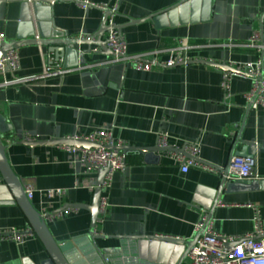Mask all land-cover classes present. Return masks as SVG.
Returning a JSON list of instances; mask_svg holds the SVG:
<instances>
[{
  "label": "crops",
  "instance_id": "crops-1",
  "mask_svg": "<svg viewBox=\"0 0 264 264\" xmlns=\"http://www.w3.org/2000/svg\"><path fill=\"white\" fill-rule=\"evenodd\" d=\"M185 0H57L44 12L58 30L72 39L95 36L105 13L83 8L81 3L117 5L118 25L146 19L173 8ZM209 19L158 30L152 21L122 30L129 55H144L165 62L180 42L192 47L191 61L226 63L236 69L249 63H264V50L250 45L255 33L264 46V0H212ZM46 7V6H44ZM33 15V13H32ZM32 16L34 32L37 21ZM21 4L0 7V30L6 43L32 33L31 22L21 20ZM108 31L102 41L106 42ZM17 50L20 70L0 76V85L14 79H32L28 84L0 87V115L12 130L3 140L8 163L24 190L32 186L34 208L46 217L57 244L71 243L67 254L71 264H103L97 252L123 248L118 237L164 236L192 240L196 226L209 212L219 192L211 222L222 236L239 237L256 230V211L264 231V186L221 192V173L196 168L183 173L166 153H155L152 162L135 152H121L127 167L116 172L106 196L108 204L95 229L87 210H67L52 215L65 205L92 204L97 171L80 163V153L69 148L21 144L28 136L34 141L80 138L97 130L112 134L113 147L155 148L162 136L170 145H197L199 161L217 168L227 167L232 156L246 144H254L258 182L264 184V110H249L246 95L252 78L226 73L208 65L191 64L166 68L155 65L149 72L127 63L113 62L112 55L94 45H77L78 58L65 54L59 62L74 69L65 77L40 79L45 63L55 60L47 48L24 45ZM228 78V89L223 82ZM27 142V141H25ZM83 150V149H80ZM1 174V173H0ZM64 193L49 202L44 192ZM0 175V231L16 230L23 245L0 238V264H42L48 260L44 245L31 233L22 209ZM97 251V252H96ZM114 264H134L125 252L111 254ZM109 264H112L109 262Z\"/></svg>",
  "mask_w": 264,
  "mask_h": 264
},
{
  "label": "water",
  "instance_id": "water-1",
  "mask_svg": "<svg viewBox=\"0 0 264 264\" xmlns=\"http://www.w3.org/2000/svg\"><path fill=\"white\" fill-rule=\"evenodd\" d=\"M212 0H185L178 4L177 6L165 10L163 12L153 14L146 19L142 20H130L126 25H117V30L122 32V30L127 26L138 25L143 23L146 20L152 21L154 26L158 30L174 28L179 25L193 24L198 22H205L209 19L210 15V5ZM19 2L21 4V20L23 22H31L32 24V33L27 37H18V40L11 43H5L2 47L3 51L16 50L24 45H37L47 48V52L50 55L54 56L55 61H60L64 58L65 54L75 56L78 58V52L74 50V47L77 45H94L101 47L107 50L110 54V50L106 46V42L102 41L104 33L109 30L107 26V19L109 18V13H105V18L102 23V26L99 32L89 39H72L58 30L55 26L52 25L51 19L49 16H43L44 12L51 11V9L57 3V0H15L10 2L0 1V7L3 4ZM46 6V7H44ZM32 13L37 21L36 28L38 34L34 32V24L32 23ZM191 64H201L208 65L212 68H219L226 73H236L244 74L238 69L231 67L224 63H214L207 61H191L188 65ZM249 110L251 108L249 107ZM7 120L0 115V175L4 184L7 186L11 195L14 199V202L22 209L25 217L28 220L29 226L31 227V233L36 235L40 240L44 249L47 253L48 260H45L42 264H71L67 258V254L74 247L71 243L64 245H59L56 243L52 237L48 225L46 223V217L38 212L31 201L26 197L25 190L20 183L19 179L11 169L8 159L6 157V146L3 143L4 137L10 133L12 130L11 125L7 124ZM21 144L28 147H37V146H52V147H74L77 149L89 150L97 149L99 147L96 143H91L83 139H54L45 142L34 141L25 142L22 141ZM111 149L118 150L120 152H135L139 155H143L147 162L155 161V153H168V152H177L181 155L187 156L183 150H174L173 149H161L158 146L155 148L143 149V148H133L130 146L122 147H113ZM255 155V146L254 144H246L241 152H238L236 156L250 158ZM98 175L97 187L94 193L92 204L89 206L85 205H65L58 211H55L52 215L61 214L67 210H87L91 215L92 229H95L97 222L99 221L101 211H99L100 199L103 194V183L105 177L108 173L107 169H96ZM222 174V182L220 192L228 181L227 177L229 175L228 166L224 170H220ZM261 186L263 182L251 181V182H235V184L229 186V190L234 188H242L245 186ZM219 201V192L215 202L212 204L209 212L207 221L204 224L202 230L195 235L192 240L176 239L171 237L164 236H134V237H118V239L123 240V248L118 249H100L97 254L102 260L103 264H114V260L110 256L111 254H117L125 252L126 254H131L135 257L134 264H187V259L190 252L196 247L199 239L206 233V229L210 226L213 214L218 205ZM234 244H227V249L233 247Z\"/></svg>",
  "mask_w": 264,
  "mask_h": 264
},
{
  "label": "built area",
  "instance_id": "built-area-1",
  "mask_svg": "<svg viewBox=\"0 0 264 264\" xmlns=\"http://www.w3.org/2000/svg\"><path fill=\"white\" fill-rule=\"evenodd\" d=\"M2 1V0H0ZM10 2L15 0H3ZM83 8H96L104 13H109L107 19L108 37L106 46L110 50L113 62H123L130 65L132 68L149 72L155 65H160L166 68H173L179 65H187L191 62L186 53L192 48L184 42L170 50V57L165 62H157L146 58L144 55H129L127 51V44L122 32L117 30V23L115 21L118 15L117 5H94L88 2L81 3ZM89 36H82L81 39H89ZM6 43L4 33L0 30V76H4L7 72L12 74L20 70V59L17 50H9L4 52L2 47ZM261 37L259 33H255L251 40L250 45L256 48L259 52L264 50V46L260 44ZM239 71L245 73L252 78L253 84L250 92L246 95V101L251 110L257 111L264 110V63L259 61L257 64H247L238 68ZM74 69L65 68L61 62L50 60L45 63L43 72L40 79H48L52 77H65ZM32 79H14L13 81H5L0 85L10 86L14 84H28ZM225 90L228 89V78L223 82ZM24 139L27 142H33L32 138L26 136ZM76 139H83L91 143L99 145L97 149L80 150L77 148H69L73 153H80V163L88 171H96V169H107L108 173L105 177L102 189L103 194L100 199L99 211L102 213L107 204L108 198L106 192L111 186L112 178L116 172H124L127 164L124 156L120 151L111 149L113 148V140L111 132L107 130H97L88 136H83ZM168 138L162 136L158 141V147L161 149L183 150L189 156L187 158L177 152L166 153L170 160L181 168L183 173H188L190 169L196 168L209 173H221L220 170L225 168H217L199 161V149L197 145L185 144L182 147H175L170 145ZM123 145H119L122 147ZM256 160L254 157L245 158L240 156H232L228 163L229 175L227 177L229 182H251L258 180L256 171ZM25 194L29 201H32L36 190L32 186L25 188ZM64 192L62 190H48L44 192L45 198L52 202ZM256 230L252 234L239 237L222 236L215 233L211 225L206 229V233L199 239L196 247L190 252L187 259V264H264V231L260 225V212L256 208ZM43 215V214H42ZM208 212L205 211L202 216V222L197 224L196 232L202 230L207 221ZM0 238L12 239L19 245H23V237L19 231L8 230L0 231ZM227 244H234L233 247L227 249Z\"/></svg>",
  "mask_w": 264,
  "mask_h": 264
}]
</instances>
